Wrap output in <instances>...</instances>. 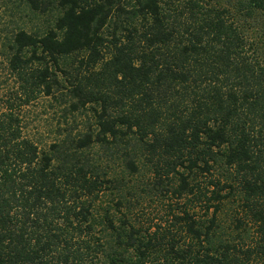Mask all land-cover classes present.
<instances>
[{
    "label": "trees",
    "instance_id": "trees-1",
    "mask_svg": "<svg viewBox=\"0 0 264 264\" xmlns=\"http://www.w3.org/2000/svg\"><path fill=\"white\" fill-rule=\"evenodd\" d=\"M227 2L264 16V0ZM23 3L53 20L7 43L17 88L0 107V264H264V59L232 11ZM39 97L93 124L40 149L22 116ZM146 174L167 202L155 220L133 214Z\"/></svg>",
    "mask_w": 264,
    "mask_h": 264
},
{
    "label": "rangeland",
    "instance_id": "rangeland-1",
    "mask_svg": "<svg viewBox=\"0 0 264 264\" xmlns=\"http://www.w3.org/2000/svg\"><path fill=\"white\" fill-rule=\"evenodd\" d=\"M231 10V14L242 27L248 41L260 51L264 59V16L254 13L251 17L234 13L231 5L226 0H217ZM52 15H39L31 12L23 3V0H0V107H5V101L17 88L16 80L8 67L7 43L13 32L17 29H25L28 32H40L52 23ZM22 116L24 135L38 145L40 149L47 150L49 146L57 142L72 127V135L86 131L89 124H93L91 113H83L70 121L64 118L63 107L68 104H60L58 100L39 97L28 105L23 106ZM74 123V124H73ZM72 125V126H71ZM67 130V131H66ZM135 178L132 185L137 192L136 202L132 201L133 214L150 219H158L165 201L163 197H157L147 190V184L151 177ZM141 189H144L143 191ZM112 196H103L100 205L107 207L113 205Z\"/></svg>",
    "mask_w": 264,
    "mask_h": 264
}]
</instances>
